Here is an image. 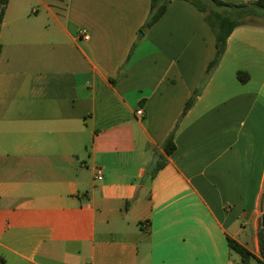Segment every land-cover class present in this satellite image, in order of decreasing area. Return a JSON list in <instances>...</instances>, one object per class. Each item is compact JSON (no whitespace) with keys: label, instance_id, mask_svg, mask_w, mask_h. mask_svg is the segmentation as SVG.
Here are the masks:
<instances>
[{"label":"crops","instance_id":"0c3cea01","mask_svg":"<svg viewBox=\"0 0 264 264\" xmlns=\"http://www.w3.org/2000/svg\"><path fill=\"white\" fill-rule=\"evenodd\" d=\"M149 6L8 1L0 264H242L228 239L259 257L264 16L232 31L205 80L215 39L203 14L173 0L143 28Z\"/></svg>","mask_w":264,"mask_h":264},{"label":"trees","instance_id":"16d2710c","mask_svg":"<svg viewBox=\"0 0 264 264\" xmlns=\"http://www.w3.org/2000/svg\"><path fill=\"white\" fill-rule=\"evenodd\" d=\"M8 1L9 0H0V28ZM171 1L173 0H150L149 13L143 28H150L157 23V21H159V19L164 15L167 6ZM184 1L189 2L196 10L203 14L204 21L212 31L215 39V55L207 67L205 74L206 80L217 67L221 57L223 56L227 38L230 36L232 31L241 26L258 25L259 21H256V19L264 16L261 13L264 11V0H257L249 5H231L223 3L219 0ZM237 77L242 83L247 80V75L242 72H239ZM199 93L200 90L195 91L187 100L181 116H183L190 109ZM163 150L166 155H170L175 150V145L173 143V131L165 139L163 143ZM163 162V158L157 157L153 165L148 169L147 176L150 178L154 177L156 172L163 166ZM258 237L259 257L251 254L234 240L228 239L227 242L228 246L240 256L242 264H250L252 261L255 264H264V225L260 226Z\"/></svg>","mask_w":264,"mask_h":264},{"label":"built area","instance_id":"2783aa9c","mask_svg":"<svg viewBox=\"0 0 264 264\" xmlns=\"http://www.w3.org/2000/svg\"><path fill=\"white\" fill-rule=\"evenodd\" d=\"M80 34H81V36H82V38L84 40H87L88 39V36L85 34V32H81ZM142 114H143V110H142L141 107H139L138 110H137V112H136V115L137 116H141ZM96 179L98 181H100L102 179V172H101V170H97V172H96Z\"/></svg>","mask_w":264,"mask_h":264},{"label":"water","instance_id":"95a60500","mask_svg":"<svg viewBox=\"0 0 264 264\" xmlns=\"http://www.w3.org/2000/svg\"><path fill=\"white\" fill-rule=\"evenodd\" d=\"M139 37H141L142 33L139 32ZM261 209L264 210V196H262V200H261ZM261 225H264V215H262L261 217Z\"/></svg>","mask_w":264,"mask_h":264},{"label":"rangeland","instance_id":"374dc122","mask_svg":"<svg viewBox=\"0 0 264 264\" xmlns=\"http://www.w3.org/2000/svg\"><path fill=\"white\" fill-rule=\"evenodd\" d=\"M53 4H55L57 7H63L64 0H51ZM256 21H259V19H256Z\"/></svg>","mask_w":264,"mask_h":264}]
</instances>
